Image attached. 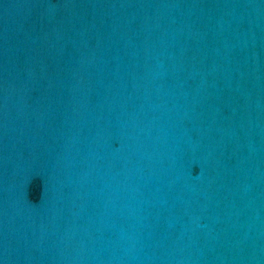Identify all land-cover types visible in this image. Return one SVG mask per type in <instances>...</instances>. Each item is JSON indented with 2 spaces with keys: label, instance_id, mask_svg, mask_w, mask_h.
I'll return each mask as SVG.
<instances>
[{
  "label": "water",
  "instance_id": "95a60500",
  "mask_svg": "<svg viewBox=\"0 0 264 264\" xmlns=\"http://www.w3.org/2000/svg\"><path fill=\"white\" fill-rule=\"evenodd\" d=\"M0 264H264V0H0Z\"/></svg>",
  "mask_w": 264,
  "mask_h": 264
}]
</instances>
